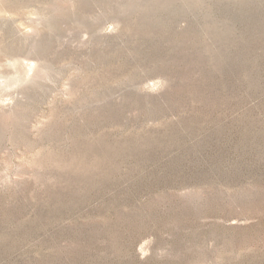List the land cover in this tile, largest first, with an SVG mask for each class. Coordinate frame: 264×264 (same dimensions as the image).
Returning <instances> with one entry per match:
<instances>
[{"label": "rangeland", "instance_id": "1", "mask_svg": "<svg viewBox=\"0 0 264 264\" xmlns=\"http://www.w3.org/2000/svg\"><path fill=\"white\" fill-rule=\"evenodd\" d=\"M0 264H264V0H0Z\"/></svg>", "mask_w": 264, "mask_h": 264}]
</instances>
